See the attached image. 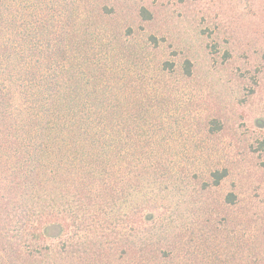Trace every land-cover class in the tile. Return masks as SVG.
Returning a JSON list of instances; mask_svg holds the SVG:
<instances>
[{"label":"trees","instance_id":"16d2710c","mask_svg":"<svg viewBox=\"0 0 264 264\" xmlns=\"http://www.w3.org/2000/svg\"><path fill=\"white\" fill-rule=\"evenodd\" d=\"M163 6L0 0V264H264V200L217 196L264 33L187 6L169 61Z\"/></svg>","mask_w":264,"mask_h":264},{"label":"rangeland","instance_id":"374dc122","mask_svg":"<svg viewBox=\"0 0 264 264\" xmlns=\"http://www.w3.org/2000/svg\"><path fill=\"white\" fill-rule=\"evenodd\" d=\"M181 1L170 0L171 3H167V0H163V20L160 18L151 28L154 33L164 39L160 55L169 61H179L180 53L187 49L179 43L187 42L192 46L191 48L198 46V41L189 37V30L195 27L196 22L187 6L192 9L193 6L208 9L212 5L218 12L216 18L222 21L219 24L225 23V27H236L237 24L233 21L236 20V13L240 12L244 19L239 20L238 25L243 28V31L264 33V2L262 0H186L187 4ZM167 15L173 21L172 23L167 24ZM227 22L231 24L227 25ZM196 52L197 50L195 55L201 54V51ZM247 69L249 70L246 73L255 74V68H251V65H248ZM263 81L264 75H262V83ZM260 90L256 95L251 96L246 104L237 108V124L242 128L240 134L234 137L241 141L231 138L232 135L228 133L227 137L220 142L221 146L227 144L230 159L234 163L231 176L219 188V195H217L219 197L234 189L233 185H237L240 192L242 189L247 190L246 197L255 195L258 199L264 200V87ZM244 93H242L243 97ZM242 121L245 123L244 126ZM234 144L238 146L234 147Z\"/></svg>","mask_w":264,"mask_h":264}]
</instances>
